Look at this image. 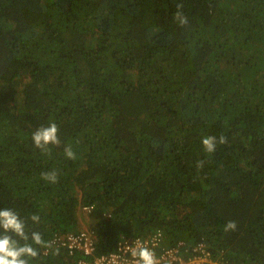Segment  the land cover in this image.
<instances>
[{
    "label": "trees",
    "instance_id": "1",
    "mask_svg": "<svg viewBox=\"0 0 264 264\" xmlns=\"http://www.w3.org/2000/svg\"><path fill=\"white\" fill-rule=\"evenodd\" d=\"M50 122L61 143L42 153ZM205 136L226 143L208 153ZM3 208L51 241L90 218L93 255L53 244L32 264L155 231L208 264H264V0H0Z\"/></svg>",
    "mask_w": 264,
    "mask_h": 264
},
{
    "label": "clouds",
    "instance_id": "2",
    "mask_svg": "<svg viewBox=\"0 0 264 264\" xmlns=\"http://www.w3.org/2000/svg\"><path fill=\"white\" fill-rule=\"evenodd\" d=\"M183 3L176 4V11L173 13V20L178 26L187 25L188 19L183 13ZM34 147L42 153H49L51 146H59V129L55 122H50L47 126L38 128L32 134ZM202 146L208 153H213L217 143H226V138L221 136H205L202 138ZM64 155L67 159L75 160L76 153L71 145L64 147ZM203 161H197V167L203 166ZM41 179L55 184L58 181L56 171H47L41 173ZM33 223H39L40 217L33 214L30 217ZM237 224L235 221H228L224 226V231H235ZM53 242L45 240L40 231H31L28 229L26 221L18 213L11 209H0V264H32L40 255V249H51ZM54 254L59 255V249L54 250ZM135 264H159L156 253L142 242H137L135 247L130 250Z\"/></svg>",
    "mask_w": 264,
    "mask_h": 264
},
{
    "label": "built area",
    "instance_id": "3",
    "mask_svg": "<svg viewBox=\"0 0 264 264\" xmlns=\"http://www.w3.org/2000/svg\"><path fill=\"white\" fill-rule=\"evenodd\" d=\"M94 206L83 207L86 213H92ZM142 242L150 247L159 260V264H208L210 263V254L205 250L203 244L194 247V254L189 257L182 256L181 243L175 247H165L163 245V234L161 231H155L149 238H136L133 240L122 239L117 242L115 249L105 256L94 257L91 261H79L78 264H135L130 250L135 247L137 242ZM53 244L66 248L69 254L75 250L80 251L85 256L93 255L94 252V232L93 230H81L77 233H67L66 235L54 237ZM185 259H184V258Z\"/></svg>",
    "mask_w": 264,
    "mask_h": 264
},
{
    "label": "rangeland",
    "instance_id": "4",
    "mask_svg": "<svg viewBox=\"0 0 264 264\" xmlns=\"http://www.w3.org/2000/svg\"><path fill=\"white\" fill-rule=\"evenodd\" d=\"M91 220H92V219H91ZM90 224H91L90 218H89V219H83L81 226H82L83 230H88V229H90V227H91ZM89 225H90V226H89ZM83 230H82V231H83Z\"/></svg>",
    "mask_w": 264,
    "mask_h": 264
}]
</instances>
